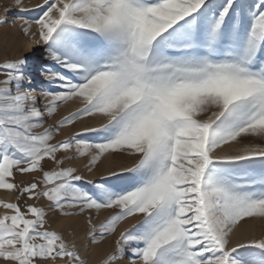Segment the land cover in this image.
Instances as JSON below:
<instances>
[{"label":"snow or ice","instance_id":"1","mask_svg":"<svg viewBox=\"0 0 264 264\" xmlns=\"http://www.w3.org/2000/svg\"><path fill=\"white\" fill-rule=\"evenodd\" d=\"M13 7L36 12L17 19L51 64L39 87L28 58L0 64V190L18 201L0 200V264H89L49 215L104 210L87 215L93 244L119 232L104 264H264V233L234 239L264 224V0ZM87 118L103 122L75 128ZM108 157L132 163L100 182L71 166Z\"/></svg>","mask_w":264,"mask_h":264},{"label":"rangeland","instance_id":"2","mask_svg":"<svg viewBox=\"0 0 264 264\" xmlns=\"http://www.w3.org/2000/svg\"><path fill=\"white\" fill-rule=\"evenodd\" d=\"M42 2V0H23V5L26 8H33V6L36 3ZM247 3H254L255 0H246ZM16 3V0H0V17L5 16V8H9L10 11L7 13V18L9 20H12L14 22V26L12 24H9L6 27H0V64H3V62L7 59H15L18 57H23L21 52L23 47L25 46V41L32 38L31 35H24L22 31L23 23L22 21L18 20L17 17L19 15H26L29 18H34L36 15V12H28V13H21L18 8L13 7V5ZM32 4V5H31ZM35 26L33 27V32H35ZM33 39V38H32ZM38 39V36H37ZM36 43V42H35ZM37 53L36 58L38 59L37 65L41 69L42 66L50 65L51 61L46 59V49L43 44H37ZM18 56V57H17ZM29 64L26 68V72L30 73L29 70L31 68V64H33V58L30 55L29 58ZM2 78V77H0ZM39 79V86H42L43 84H46L47 82L43 80V78L40 79V77H37ZM81 105L78 103H69V105L64 106L60 109L61 116L67 115L69 112H75ZM59 118V117H58ZM54 122V121H52ZM103 121L99 118H87L85 121H77L75 128L80 129L84 124L90 125V126H96L99 127L100 124ZM67 135V133H66ZM65 137H61L63 139ZM90 159V158H89ZM88 163L87 159H82L75 161L71 166H74L78 169V174H81L85 177L86 181H93V182H100L104 178L108 177V173L112 170H117L124 166V165H131L130 160H123L119 158H112L108 157L103 159L98 166L93 169V171L90 173L88 171V168L86 167ZM66 166H69L66 164ZM46 167H53L50 163L46 165ZM33 177L31 175H17V183H22V185H26L27 183L31 182ZM85 188L88 190H91L92 186L91 184H83ZM0 200H4L6 202H12L17 203L16 194H9L4 192L3 190H0ZM19 203H23V201H19ZM31 203V201H29ZM39 206H43L46 210L49 208V205L46 201H40ZM4 214V210L0 209V215ZM93 216V223L96 225L101 224L102 222H106L110 215H112L111 212L104 210L101 211V213L97 216L95 212L89 213ZM81 217H63L59 213L53 212L49 215V222L52 225V228L56 231L63 233L66 235V238L69 241L75 242L76 245L80 248L83 245V241L87 240L97 251L98 253H101V251H104V257L100 256V254H94V255H84L88 258L89 264H104V261L107 259V257L114 252L115 250V240L119 235V232L116 236L108 237L105 240L100 241L98 244H93L89 239V232L91 231L90 226L87 224V215ZM138 218H130L128 221L124 222L121 227L120 231H122L125 227L132 228L133 225H136ZM257 230L251 233V235L260 236L262 233H264V224L257 225ZM250 235V234H249ZM129 254H126V258L119 262V264H129L128 256Z\"/></svg>","mask_w":264,"mask_h":264},{"label":"bare ground","instance_id":"3","mask_svg":"<svg viewBox=\"0 0 264 264\" xmlns=\"http://www.w3.org/2000/svg\"><path fill=\"white\" fill-rule=\"evenodd\" d=\"M36 53H37V46H36L35 41L32 38L29 40H26L25 46L23 47L21 54L25 58H29L30 55L32 56L33 64H31V68L27 69V70H29V72H30L28 74L35 78V80L37 81V86L39 87L40 82H39V79L37 77H38V72L41 69L37 65L38 59L36 58ZM41 78L42 77H40V79ZM257 225H259V223H253V224L245 225L244 228H241L238 230L237 236L234 237V239L239 238L241 235H249V234L251 235V233H253L255 230H257V227H258ZM79 249H80L81 253L84 255L89 254V256L90 255L92 256V255L98 253V251L87 240L83 241V245ZM98 254H100V256L104 257V251H101V253H98Z\"/></svg>","mask_w":264,"mask_h":264}]
</instances>
